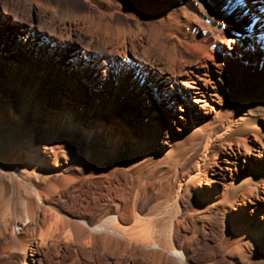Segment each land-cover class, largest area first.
<instances>
[{
    "label": "bare ground",
    "instance_id": "6f19581e",
    "mask_svg": "<svg viewBox=\"0 0 264 264\" xmlns=\"http://www.w3.org/2000/svg\"><path fill=\"white\" fill-rule=\"evenodd\" d=\"M73 1L83 7L0 0L13 16H0V208L22 191L26 218L4 221L0 233L11 239L0 264L5 251L22 255L21 264H43L51 248L68 247L99 264H264V3ZM35 10L47 31L24 17ZM222 27L228 43L215 37ZM49 78L51 96L38 101L30 82ZM142 88L175 120V136L161 145L154 123L113 121L117 111L131 113ZM157 148L165 150L163 186L135 169ZM243 149L257 158L245 155L246 169L238 163ZM91 166L111 180L129 171L137 180L95 219L86 208L73 212L69 194ZM147 186L166 195L144 212ZM199 243L203 260L193 256Z\"/></svg>",
    "mask_w": 264,
    "mask_h": 264
},
{
    "label": "rangeland",
    "instance_id": "374dc122",
    "mask_svg": "<svg viewBox=\"0 0 264 264\" xmlns=\"http://www.w3.org/2000/svg\"><path fill=\"white\" fill-rule=\"evenodd\" d=\"M66 1L71 4L75 3L74 5L77 4V2L73 0H66ZM254 1H256L257 4L264 3V0H254ZM2 5L4 4L1 2V8H0L1 19L7 22H10V21L12 22L13 16L11 15L7 16V14L3 11L4 6ZM76 7L81 9L83 6L81 7V6L76 5ZM238 9L239 8L236 5L235 8H232V13H235L236 11H238ZM123 13L124 12H122V14ZM24 17L25 18L28 17V19L32 21V23L35 25L34 31H37V33H40V31L48 30L47 23L40 18L36 10L31 12L30 14H27ZM116 20H120L124 22H131V20L127 19L121 14L116 16ZM204 25L209 26L210 28L211 27L214 28V26L210 24L209 21L204 22ZM252 26L255 27V31H256V25H252ZM217 31H219V33L217 32V34H215V37L220 39V41L228 43L229 40L226 34L225 27H222L218 29ZM256 32H254L253 35H255ZM253 35H250V36H253ZM185 39L188 40L187 37ZM205 52H208V50ZM132 60L143 65V67H146L144 63L138 62V60L131 57V61ZM59 62L58 63L60 65H65L66 63L64 60H60ZM146 68L150 69V67H146ZM0 74L2 75L3 73L0 72ZM54 76L55 78H58L57 75H54ZM54 81L55 79L49 78L43 84H39V86L38 84H36L37 82L36 79L30 82L31 85L33 84L32 86H35L34 95L38 101H42L51 96V92H49L51 88L49 86ZM146 90L147 89L142 88L141 91L143 92H141V94H138L137 98L134 101V104H132V109H131L130 114H127V111L126 112L121 111V110L117 111L113 117V121H117L121 123L124 121L127 123H130L131 121L146 122L148 127L150 125L152 126V124L154 123L155 128L153 129L152 132L154 133V137L156 138L157 142L161 145L164 142V140L168 139V135L175 136L177 126H176L175 120L169 116L168 112L166 111L165 108H163L164 106L158 101L155 94L153 93V99H150L147 96ZM83 98L82 100L88 99L86 94H85V99ZM70 99L71 98L69 97L68 100ZM148 119H151L152 121H149ZM259 125L264 128V122L262 120L259 123ZM131 135L133 137L135 136L134 133ZM249 140H250L249 143L251 144V146L258 145L256 140L251 139V138ZM164 152H165L164 149L160 150L159 148L151 150V152L148 154L150 158L144 161L143 163H141L139 167L135 168L137 170L139 168L144 167L143 175L148 174L152 178H158L160 179L159 182L162 180L160 182L162 186L164 185V179H166L167 175H166V172H164L163 168L158 169L159 167L158 165L159 163H161L160 157L158 156L159 154H162ZM224 152L225 151H223V153ZM242 152L243 154L244 153L245 154L238 159V163L239 165L243 167V169H246L249 165H251L248 163V161L247 162L245 161L244 159L245 155H250L251 158L253 157V159L257 161V158L256 157L254 158V155H252L256 153L255 151L254 153L252 151V153L249 154L243 149ZM128 156H129L128 151H126L122 157L123 159H126L128 158ZM110 163H111V160H108L107 165ZM104 169L105 168L96 169L95 167L91 166L89 169L81 170L82 179L76 184H74L73 186H71L69 189V194L73 202V206L71 208L73 212L79 213V212H82L84 208H86V210L89 211L91 216L95 219L99 217L104 212V210L107 209L109 203L113 201V199L114 200L122 199L124 196H127L129 193L135 190L137 186L136 184L137 180H133V173H131L130 171L127 173L119 172V174H117L111 180L105 176ZM136 170H133V172ZM83 177H85V179ZM6 179L8 181V178ZM20 193L14 199L7 198V201H5L4 204L1 206L0 208V230L3 228L2 225L4 221H6L7 219H10L12 223H20V222L26 221V218L23 213V209H24L23 208V200H24L23 192L21 191ZM164 194L166 195V191L164 192V190H162L161 192H158V194L156 192V195H153L151 192L150 186H147V188H145L144 191H141L140 206H142L143 208L142 210L144 212H147L149 208L158 204V202L162 201V199L165 198ZM159 198H162V199H159ZM186 199H185V202L187 204L192 201L193 197L187 196ZM62 202H63V205L67 207L68 205L67 201L63 199ZM14 230L17 231V227H15ZM218 235L219 237L221 236V232L219 229L217 230V237ZM10 239H11L10 234L7 233L6 235H2L0 233V255H1V252L3 251V247H5L6 243L10 242ZM181 240L182 238L180 237L179 242ZM200 247H203L201 243H199L198 246L197 245L194 246L193 256L195 259L203 260L206 258L207 253L204 250H202ZM1 257H2L1 258L2 264H21L25 260L22 255L18 253L10 252V251H5L4 255H2ZM36 257L39 258L40 256L36 255ZM41 257L43 259V264H99L97 260H94L91 257L90 253L87 250L83 249L81 252V250H75L73 247H68L65 250H59L58 248H51ZM30 264H38V261L37 260L32 261ZM122 264H125V263H122ZM217 264H235V263H233V261H229V260L226 261L222 258H219L217 260ZM241 264H252V263L246 261V262H242Z\"/></svg>",
    "mask_w": 264,
    "mask_h": 264
}]
</instances>
